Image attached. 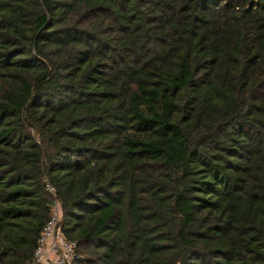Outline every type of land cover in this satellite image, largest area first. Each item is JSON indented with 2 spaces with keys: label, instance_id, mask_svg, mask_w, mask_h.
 I'll list each match as a JSON object with an SVG mask.
<instances>
[{
  "label": "trees",
  "instance_id": "obj_1",
  "mask_svg": "<svg viewBox=\"0 0 264 264\" xmlns=\"http://www.w3.org/2000/svg\"><path fill=\"white\" fill-rule=\"evenodd\" d=\"M46 179L73 264H264V0H0V264Z\"/></svg>",
  "mask_w": 264,
  "mask_h": 264
},
{
  "label": "built area",
  "instance_id": "obj_2",
  "mask_svg": "<svg viewBox=\"0 0 264 264\" xmlns=\"http://www.w3.org/2000/svg\"><path fill=\"white\" fill-rule=\"evenodd\" d=\"M45 188L53 199L50 219L38 238L33 257L28 264H73L78 259V245L68 240L63 232L61 203L48 179L45 180Z\"/></svg>",
  "mask_w": 264,
  "mask_h": 264
}]
</instances>
